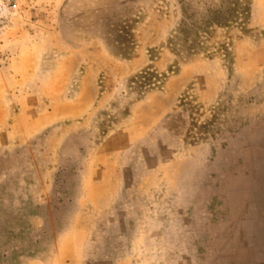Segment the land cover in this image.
<instances>
[{
  "label": "rangeland",
  "instance_id": "obj_1",
  "mask_svg": "<svg viewBox=\"0 0 264 264\" xmlns=\"http://www.w3.org/2000/svg\"><path fill=\"white\" fill-rule=\"evenodd\" d=\"M220 1L0 0V264H264V0L169 41Z\"/></svg>",
  "mask_w": 264,
  "mask_h": 264
},
{
  "label": "trees",
  "instance_id": "obj_2",
  "mask_svg": "<svg viewBox=\"0 0 264 264\" xmlns=\"http://www.w3.org/2000/svg\"><path fill=\"white\" fill-rule=\"evenodd\" d=\"M250 5L251 0H221L218 7L210 9L200 21L186 14V18L180 22L169 41L172 43L178 41L189 54H197L204 49L206 41L215 29H227L235 24L244 26L249 16ZM221 51L224 52V56H228V49L224 48ZM164 79L166 74L158 73L155 69L148 67L137 73L132 82L145 88L148 93H152L162 86Z\"/></svg>",
  "mask_w": 264,
  "mask_h": 264
}]
</instances>
